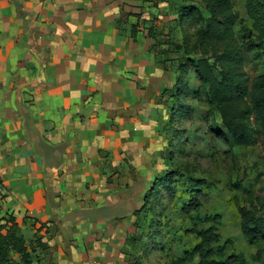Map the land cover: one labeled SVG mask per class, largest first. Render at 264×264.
<instances>
[{
  "label": "crops",
  "instance_id": "0c3cea01",
  "mask_svg": "<svg viewBox=\"0 0 264 264\" xmlns=\"http://www.w3.org/2000/svg\"><path fill=\"white\" fill-rule=\"evenodd\" d=\"M132 1L151 4L0 0V227L14 219L31 264H128L121 175L140 144L134 66L148 55L115 24Z\"/></svg>",
  "mask_w": 264,
  "mask_h": 264
},
{
  "label": "rangeland",
  "instance_id": "374dc122",
  "mask_svg": "<svg viewBox=\"0 0 264 264\" xmlns=\"http://www.w3.org/2000/svg\"><path fill=\"white\" fill-rule=\"evenodd\" d=\"M181 1L151 0L147 8L137 6L132 1L134 4H129L130 11H133L129 16L132 19L129 20L125 13L122 15L123 21L115 23L118 27L135 23L139 11L142 18L147 19L146 24L139 21L137 38L140 44L145 43L148 55L143 60L139 59L137 66H134L135 99L143 107L138 122L134 120V140L138 138L140 144L134 147V167L122 171L121 175L124 189L127 193L131 191L129 199L134 203V211L142 206L147 191L155 187L154 181H160L156 192L149 196L150 207L158 217L150 226L142 213L134 225L135 236L140 233L138 230L146 233L149 228H155L151 235H147L153 249L145 256L140 255L139 260L141 264H170L172 258H183L184 251L192 250L199 242L192 228L193 219H197L198 229L211 227L219 235V242L212 243V247L215 252L223 247V252L214 259L224 260L241 253L246 264H262L264 244L256 247L243 238L238 211L240 207H256L264 215V208L260 207L264 197V154L260 141L249 146H235L227 136H220L211 130L210 125L216 116L210 111L200 84L190 71L182 77L181 86L185 85L186 88L178 101L167 95L159 96L161 91H172L181 57L186 54L189 58L197 56V52L191 48L178 47L181 37L174 19L175 5ZM186 1L194 3L203 12V6L197 0ZM245 4L246 0H233L234 10L240 19H246ZM246 24L250 26V22ZM194 26V22L183 26L188 37H191ZM149 27L155 28L157 39L164 41L163 47L167 50L163 56L167 61L165 66L155 65L148 51L153 43L148 36ZM241 27L239 20L234 26V37L239 43L248 38L246 33L239 32ZM187 40L191 46L192 40ZM138 42L134 43V50ZM242 68L249 78L261 74L264 71V55L259 50L246 54ZM152 99V109H149L148 104ZM152 110L155 120L150 123L147 113L152 114ZM170 117L174 123L167 128L165 122ZM122 162L129 165L125 159ZM175 170L182 175L178 172L175 174ZM196 181L200 184L193 186ZM190 186L194 191H200L197 210H188L186 206L190 196L185 189ZM126 207L118 206L121 211ZM210 216L214 222H204ZM141 239L145 241L146 236ZM135 252L138 253V248H135ZM210 259L203 258L202 262V258L196 255L184 264H205Z\"/></svg>",
  "mask_w": 264,
  "mask_h": 264
},
{
  "label": "trees",
  "instance_id": "16d2710c",
  "mask_svg": "<svg viewBox=\"0 0 264 264\" xmlns=\"http://www.w3.org/2000/svg\"><path fill=\"white\" fill-rule=\"evenodd\" d=\"M142 1L150 2L151 0ZM197 1L203 6V12L194 3L189 4L183 0L175 5L174 19L181 37V45L178 47L191 48L197 52V56L189 58L186 54L181 57L176 69V83L172 91H161L159 96L167 95L178 101L183 89L186 88L185 85L181 86L182 77L190 71L198 80L210 111L216 116L210 125L211 130L220 136H227L235 146H249L259 140L264 154V71L249 78L242 68L246 54L259 50L264 55V0H246V19L239 18V14L234 10L233 0ZM126 15L129 17L131 13H126ZM141 18L142 15L137 13V21L130 24L128 28L129 36L134 43L138 40L139 21L145 24L147 22V19ZM239 20L242 22L239 32L248 35V38L243 39L241 43L237 42L234 37V26ZM120 21L123 19L118 18L116 23ZM189 22L195 23L191 37H188L183 30V26ZM247 22H250L249 27ZM121 29L125 31L126 27ZM147 31L148 36L153 40L150 49L148 48L153 62L155 65L165 66L167 61L163 56L167 50L163 47L164 41L157 39L155 28L149 27ZM166 38L169 39V37ZM189 38L192 40L191 46L188 45L189 40L187 39ZM159 56L162 58L159 59ZM171 119L172 117L165 122L167 128L172 127L174 123ZM175 171V174L177 172L180 174L179 171ZM159 182L157 179L154 181L155 187L147 191L143 196L142 206L133 212L135 216L133 226L138 222L142 213L144 218L150 222V226L155 217H158L156 211L150 207V197L156 192L155 188ZM198 184L200 182L196 181L193 186ZM185 191L190 196V201L186 205L187 209L197 210L199 207L197 198L200 191H194L192 186ZM260 207L264 208V197L260 202ZM238 211L243 238L253 246L262 247L261 244H264V215H261L260 209L256 207H240ZM7 220L10 224L7 223L0 227L6 230L5 234L0 233V264H31L32 257L27 250L20 228L13 218L8 217ZM205 221L214 222V218L210 216ZM197 224L198 220L193 219L192 228L198 235V244L192 250L186 249L183 258H172L170 264H184L186 261L193 260L196 255L202 258V262L203 258H211L205 264H246L244 255L241 253L230 255L224 260L214 259L217 254L221 256L223 252V247L218 248L217 252L212 247V243L219 242V235L211 227L198 229ZM153 229L149 228L144 233L137 228L140 231L137 236L133 233L125 239L128 264H141L140 255L145 256L149 250L153 249L147 237L152 234ZM144 236H146L145 241L141 239ZM135 248H138V253H134ZM262 264H264V247H262Z\"/></svg>",
  "mask_w": 264,
  "mask_h": 264
}]
</instances>
